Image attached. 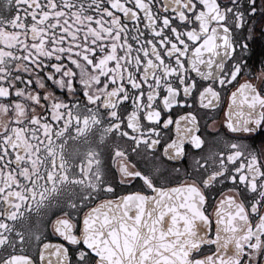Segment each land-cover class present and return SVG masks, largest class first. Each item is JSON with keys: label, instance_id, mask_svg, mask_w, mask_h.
<instances>
[{"label": "snow or ice", "instance_id": "6c2138e0", "mask_svg": "<svg viewBox=\"0 0 264 264\" xmlns=\"http://www.w3.org/2000/svg\"><path fill=\"white\" fill-rule=\"evenodd\" d=\"M257 36L264 0H0V264H264Z\"/></svg>", "mask_w": 264, "mask_h": 264}, {"label": "flooded vegetation", "instance_id": "af4514ba", "mask_svg": "<svg viewBox=\"0 0 264 264\" xmlns=\"http://www.w3.org/2000/svg\"><path fill=\"white\" fill-rule=\"evenodd\" d=\"M246 59L248 60V67H252L253 64L256 65L257 70L260 67V60L264 59V41H262L258 36L256 39L249 42V52L247 54ZM224 107H226V103L224 104ZM201 131H204L203 127ZM261 135H264L262 133ZM204 138L206 140V145L204 146V154H207L210 147L214 146H220L222 145H213L212 144V136H211V130H208V132H205ZM260 135L257 136V140H259ZM172 165H168V167H171Z\"/></svg>", "mask_w": 264, "mask_h": 264}]
</instances>
